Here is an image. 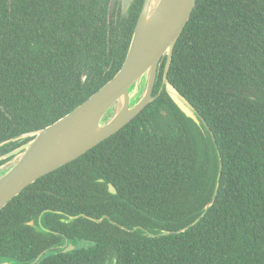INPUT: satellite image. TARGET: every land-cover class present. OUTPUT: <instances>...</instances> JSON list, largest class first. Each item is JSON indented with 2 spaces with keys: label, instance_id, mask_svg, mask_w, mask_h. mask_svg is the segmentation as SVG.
Masks as SVG:
<instances>
[{
  "label": "trees",
  "instance_id": "16d2710c",
  "mask_svg": "<svg viewBox=\"0 0 264 264\" xmlns=\"http://www.w3.org/2000/svg\"><path fill=\"white\" fill-rule=\"evenodd\" d=\"M109 2L0 0V142L53 123L118 71L143 0L117 17L115 5L108 20ZM167 78L215 142L163 89L115 134L0 209L2 260L27 264L63 240L20 222L22 203L37 199L60 211L56 220L83 213L112 222L57 220L59 231L81 244L49 249L34 264H264V0H197ZM26 141L0 146V156ZM219 159L217 193L200 217ZM161 230L172 233L144 234ZM47 239L53 241L43 245Z\"/></svg>",
  "mask_w": 264,
  "mask_h": 264
},
{
  "label": "water",
  "instance_id": "95a60500",
  "mask_svg": "<svg viewBox=\"0 0 264 264\" xmlns=\"http://www.w3.org/2000/svg\"><path fill=\"white\" fill-rule=\"evenodd\" d=\"M134 1L110 0L108 20L115 5L117 17L119 13L125 14ZM196 1L143 0L122 65L111 79L53 123L0 142L2 146L27 139L0 156V209L36 179L75 160L134 119L150 102L161 68L163 73L160 89L166 91L187 118L207 130L215 142L203 117L167 78L174 46L191 16ZM162 113L165 114V111ZM220 173L219 159L213 197L205 204L200 217L213 204ZM108 191L116 193L111 183L108 184ZM104 218L111 221L109 216L90 219L102 222ZM138 228L137 226L130 230L135 231ZM170 233L172 232L166 230L157 234L144 231V234L150 237Z\"/></svg>",
  "mask_w": 264,
  "mask_h": 264
},
{
  "label": "flooded vegetation",
  "instance_id": "af4514ba",
  "mask_svg": "<svg viewBox=\"0 0 264 264\" xmlns=\"http://www.w3.org/2000/svg\"><path fill=\"white\" fill-rule=\"evenodd\" d=\"M162 90L159 88L158 92L156 94H154V95H153V92H152V97H151L150 102H152L156 98H158L159 95L162 94ZM163 98L165 99L164 96H163ZM150 102L148 104H150ZM154 105H155V103L151 107H154ZM160 111L162 113L163 109H160ZM162 115L165 116L166 115V112H165V114L162 113ZM149 133H151L150 130H149ZM101 181H102V179H101ZM116 193H117V191H116ZM35 194L36 193L31 194V196H35ZM17 204L18 205H22V204L24 205V210L23 211L25 212V215L21 216L20 222H22L23 224H25V226L28 225L34 231L41 232L43 234L52 233L53 234V236H52L53 239H55V237L58 238L59 235H61L62 238H63V240L59 244H58V242H59V239H58V240L55 241V243L53 245L48 246V247L47 246L46 247H43L42 250L37 255L36 260H34L32 262H28L27 264H34L35 261H37L39 259L38 257L41 254L46 253L49 249L50 250H56V249H58L57 247H59L63 251H71V250H74L75 248H77V246H79L81 244V242H79V241L77 243H75V242L69 240L67 237H65V235L62 232L59 231V226H57V222L58 221L59 222H62V223H68L69 221H72L74 219V218L73 219H71V218L69 219V217H72V216H77L75 219H77L79 217H86L89 220H91L90 218H92L91 216H86L83 213H80V214H77V215H69L68 216V219L58 218L57 217V220H58L57 221L55 219V217H53L54 216L53 214H56L57 215V214H59L60 211L58 209H53V208L47 207L46 206V201L45 202H43V201L37 202V199H36V202L35 203H31L30 206L28 205L27 202L26 203H22V204L21 203H17ZM55 205H56V203L54 202L53 203V206H55ZM27 211H28V215H27L28 218L26 219V213H27ZM24 212H23V214H24ZM104 216H107V215H104ZM98 223H100V222H98ZM12 229L25 233L27 228L22 227V226H20V227L14 226ZM124 229H126V228H124ZM51 241H53V240H50V239L43 240V245L49 244ZM8 246H6V247H8ZM27 254H28V252H27ZM25 255H26L25 253H20V256L21 257H24ZM22 260H21V263L26 262L24 259H22ZM3 262H6L7 264H21V263H19L20 260L14 262V261H10V260H2L0 258V263H3ZM105 264H108V263L105 262Z\"/></svg>",
  "mask_w": 264,
  "mask_h": 264
}]
</instances>
